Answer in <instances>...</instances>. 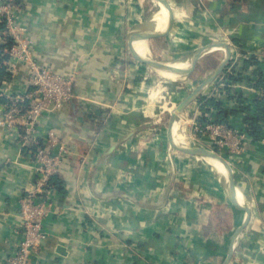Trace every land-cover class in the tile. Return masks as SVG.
I'll return each instance as SVG.
<instances>
[{
    "label": "crops",
    "instance_id": "obj_1",
    "mask_svg": "<svg viewBox=\"0 0 264 264\" xmlns=\"http://www.w3.org/2000/svg\"><path fill=\"white\" fill-rule=\"evenodd\" d=\"M14 1L36 61L72 78L75 91L71 103L40 120L38 144L54 128L69 152L45 220L49 236L32 264H225L233 249L228 264H264V0H167V8L154 0ZM161 19L165 32L157 29ZM1 27L0 48L8 42ZM145 34L156 57L187 60L165 70L172 79L145 65ZM219 43L231 47V60L183 112L193 147L225 159H214L221 173L179 149L173 135L171 143L159 134L155 119L168 112L171 124L170 110L213 76L224 47L192 59ZM210 57L217 61L211 69ZM7 71L0 112L5 94L29 88L26 65ZM179 81L185 87L176 88ZM200 96L219 99L234 128L254 119L261 137L249 135L239 157L217 150L209 133L195 131L216 119L204 115ZM31 148L21 147L19 132L0 127V264L23 239L21 198L36 179Z\"/></svg>",
    "mask_w": 264,
    "mask_h": 264
},
{
    "label": "built area",
    "instance_id": "obj_2",
    "mask_svg": "<svg viewBox=\"0 0 264 264\" xmlns=\"http://www.w3.org/2000/svg\"><path fill=\"white\" fill-rule=\"evenodd\" d=\"M18 8L14 0H3L0 3V23L5 25L8 37L14 41L7 51L10 56L9 71H15L18 64L26 65L29 88L5 94L8 102L0 112V127L19 132L21 147H33L39 145L41 118L71 103L75 98V91L72 78L51 68L42 67L36 61L34 43L28 36ZM195 131L209 133L214 139L215 148L225 151L231 157H239L244 153L250 137L248 132L214 119H209L205 124L197 123ZM68 152L56 129H50L46 141L36 153V179L21 198L19 217L23 239L7 264H32V260L39 255L44 240L49 236L45 220L52 211L54 189L51 180L60 174L61 165Z\"/></svg>",
    "mask_w": 264,
    "mask_h": 264
},
{
    "label": "water",
    "instance_id": "obj_3",
    "mask_svg": "<svg viewBox=\"0 0 264 264\" xmlns=\"http://www.w3.org/2000/svg\"><path fill=\"white\" fill-rule=\"evenodd\" d=\"M160 2H161V4H162L163 7H166L167 8V6H168L167 0H160ZM150 37H151L150 34L143 35V39L144 40H147ZM219 47H224V49L227 50V57H226V59L223 61V63L220 65V67L217 69V71L213 74V76H211L200 88H198L187 101H185L181 105H179V107L177 108L176 113L173 114L172 121H171V124H170V126H171V133H172L171 135H173V127H174V124L176 122V118H177L178 113L183 112L184 107L186 106V104L190 100H193V99L197 98L201 94L202 90L207 85H209L211 82H213L214 80L217 79V77L223 72V70L225 69V67L227 66V64L229 63V61L231 60L233 51H232L231 47L229 45H227L226 43H219V44H214V45L207 46L200 53H198L195 57H193L192 61L195 62L199 58H201L202 56L208 54L209 52H211L214 49L219 48ZM144 61H145V63H148L149 65H151V66H153L155 68L163 69V70H167V71H171V72H175V71H178L179 70L178 69L179 66H176L175 63H179L180 64V63H186L187 62V60H182L180 62H171V63L170 62H161V61L152 60L148 56L145 58ZM178 147H179V149H181L182 151H184L186 153H190V154H194V155H199V156H207L209 158L219 159L220 161L225 162V159L222 158V157H219V155L216 152L211 151V150L206 149V148H203V147H191V148H188L185 145H179V144H178ZM229 186H230V188H231V190L233 192L237 193V189H236L233 181L229 182ZM242 228H240L239 231H238V233L236 234V237L234 239V245H235L237 236L241 232ZM234 245H233V247H234ZM233 251H234V249L230 253V255L228 257V260H227V262L225 264H228L229 261L231 260L232 255H233Z\"/></svg>",
    "mask_w": 264,
    "mask_h": 264
},
{
    "label": "trees",
    "instance_id": "obj_4",
    "mask_svg": "<svg viewBox=\"0 0 264 264\" xmlns=\"http://www.w3.org/2000/svg\"><path fill=\"white\" fill-rule=\"evenodd\" d=\"M1 28L4 29L5 25L2 24ZM7 41L8 42L0 48V82L10 77V74L7 71V67H8L7 63L10 56L8 52H6L5 50L7 48H11V46L14 44V41L10 37H7ZM226 90L229 91L230 90L229 87H227ZM198 103L204 115L212 114L213 112H215L214 114V116H216L215 121L219 123H229L228 117L230 114L233 113H229L226 110H224L222 106V102L216 97L208 98L207 96H200ZM259 105H263V104L261 103ZM247 120H248L247 121L248 125L242 127L241 130L248 132V134L251 137H253L255 140H258L261 137L258 134V132L260 131L259 127L255 125L253 121L254 119L249 118ZM41 146L42 145H35L31 149H33V151L37 153V151ZM58 184H59V179H57L56 176L51 180V185L52 187H58Z\"/></svg>",
    "mask_w": 264,
    "mask_h": 264
},
{
    "label": "bare ground",
    "instance_id": "obj_5",
    "mask_svg": "<svg viewBox=\"0 0 264 264\" xmlns=\"http://www.w3.org/2000/svg\"><path fill=\"white\" fill-rule=\"evenodd\" d=\"M154 1H156V3L160 6L161 5V2H160V0H154ZM154 7V6H153ZM152 9V8H151ZM155 9V8H154ZM159 10V9H158ZM152 16V15H151ZM159 17V16H158ZM157 16H156V20H157V18H158ZM158 27H157V29H158V31H160V32H162V31H164V27H163V19H161V20H159L158 21ZM165 32V31H164ZM164 34V33H163ZM165 35V34H164ZM162 36V35H161ZM152 37V36H151ZM149 38V41H148V43L146 42V41H142V45H141V48H142V54H143V57L144 58H146L147 56H149V55H151V59L152 60H155V58H156V56H155V52H154V49H153V46L151 45V42H150V40H152V38ZM139 44H140V41H139ZM155 61H157V60H155ZM176 64V66H179V67H184V65H186L185 63H175ZM161 73L164 75V76H166V77H168V78H170V79H172L174 76H175V74H172V73H170V72H165V70H162L161 71ZM151 94V93H150ZM155 96H156V93H155V91H153V93L151 94V97H150V103H151V105H150V107L152 108L154 105H153V103H154V98H155ZM185 97V96H184ZM175 99V98H174ZM176 99H178V98H176ZM181 101V100H180ZM162 106V105H161ZM144 108V107H143ZM150 108V109H151ZM164 109H165V107H163ZM156 109H159V108H156ZM188 110H189V108H188ZM171 112L173 111V114L174 113H176V111H177V109L175 108V109H171L170 110ZM155 118V117H154ZM186 115H185V113L184 112H181V113H178V115H177V118H176V122H175V124H174V127H173V137H174V141L177 143V144H179V145H185L186 147H189V148H191V147H193L192 146V144H190V141L188 140V138H187V136H186V130H185V125H186ZM189 135V134H188ZM180 139V140H179ZM183 143H181V142ZM204 159H205V161L207 162V163H209V164H211V166L215 169V170H217L218 172H220L219 171V169H218V167L216 166V163H215V160L213 159V158H209V157H207V156H202ZM221 173V172H220ZM239 196H241L242 197V194L241 193H239Z\"/></svg>",
    "mask_w": 264,
    "mask_h": 264
},
{
    "label": "rangeland",
    "instance_id": "obj_6",
    "mask_svg": "<svg viewBox=\"0 0 264 264\" xmlns=\"http://www.w3.org/2000/svg\"><path fill=\"white\" fill-rule=\"evenodd\" d=\"M159 57V56H158ZM156 57L155 58V60H157V61H163V59H162V57ZM210 59V60H209ZM208 60L209 61H207L206 63H205V66L206 67H208L209 69H211V68H213V66H215V64H217V61H215L214 60V58H212V57H210V58H208ZM163 62H180L179 60L178 61H172V60H167V61H163ZM145 65L148 67V68H150V69H157V68H155V67H153V66H151V65H149L148 63H145ZM179 84L178 85H176V88H182V87H185V83L183 84V82L181 83V81H179L178 82ZM162 117L161 118H155V119H159V125L157 126V127H160L159 128V134H162V135H166V133L168 134V136H169V138H170V141H171V143H172V137H171V126H170V124H169V118H170V115L168 114V112L167 113H164V114H162L161 115ZM157 131V130H156ZM187 134H189V136L190 137H192V135L194 134L193 133V131H192V128L190 127V125H188L187 126ZM190 141V144H192V146H197L195 143H192V141L191 140H189ZM208 149H210V148H208ZM211 151H214V149H210ZM222 155V154H221ZM223 156H225L224 155V153H223ZM202 159V158H201ZM203 161H204V159H203ZM205 162V161H204Z\"/></svg>",
    "mask_w": 264,
    "mask_h": 264
}]
</instances>
